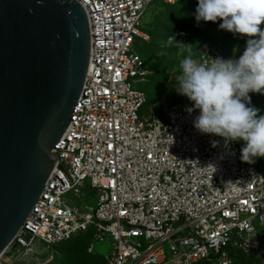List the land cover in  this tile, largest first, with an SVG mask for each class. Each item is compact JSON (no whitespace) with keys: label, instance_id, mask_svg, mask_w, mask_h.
<instances>
[{"label":"built area","instance_id":"2783aa9c","mask_svg":"<svg viewBox=\"0 0 264 264\" xmlns=\"http://www.w3.org/2000/svg\"><path fill=\"white\" fill-rule=\"evenodd\" d=\"M77 1L91 37L83 90L54 148L57 163L0 264L11 248L28 255L36 241L81 233L111 240L107 264H264V166L242 162V140L200 133L190 100L162 121L141 113L147 94L135 83L150 73L136 49L150 38L144 16L180 0ZM216 57L229 59L220 42L201 62ZM84 187L98 193L90 210L65 198Z\"/></svg>","mask_w":264,"mask_h":264},{"label":"water","instance_id":"95a60500","mask_svg":"<svg viewBox=\"0 0 264 264\" xmlns=\"http://www.w3.org/2000/svg\"><path fill=\"white\" fill-rule=\"evenodd\" d=\"M90 50L79 1L0 0V255L57 163Z\"/></svg>","mask_w":264,"mask_h":264},{"label":"clouds","instance_id":"9594fccd","mask_svg":"<svg viewBox=\"0 0 264 264\" xmlns=\"http://www.w3.org/2000/svg\"><path fill=\"white\" fill-rule=\"evenodd\" d=\"M223 22L220 29L247 36L238 59L211 58L199 62L190 54L179 61L175 89L193 102L187 111L199 110L193 121L202 134L222 137L226 143L244 141L242 162L254 164L264 157V115L250 106L249 93L264 94V0H198L196 20ZM182 35V34H180ZM186 44L169 36L162 47L185 49ZM164 53L162 52L161 55ZM213 147L217 141L211 142Z\"/></svg>","mask_w":264,"mask_h":264},{"label":"rangeland","instance_id":"374dc122","mask_svg":"<svg viewBox=\"0 0 264 264\" xmlns=\"http://www.w3.org/2000/svg\"><path fill=\"white\" fill-rule=\"evenodd\" d=\"M185 1L181 0L180 3L173 6L160 7L157 12L156 9H149L143 19L142 29L150 35V38H142L136 44V49L147 63L150 73L144 80L137 81L135 86L147 93L148 100L142 107L141 113L151 121H162L166 118L169 110L182 109L188 106L189 99L178 94L175 89V77L179 72V61L184 55L189 54V50L193 58L201 62L202 55L206 50L212 44L220 42L229 59H238L243 54L249 39L247 36L220 29L219 25L223 22L220 19L216 22H197L195 18L188 33L182 34L183 30L176 19L174 24L170 26L168 35H175L177 41L191 45H186L183 50L177 49L175 46H155L153 31L165 15L176 16L179 10L184 9L183 3ZM260 27L264 30V24H261ZM162 52L163 55H161ZM161 71H164L163 74ZM185 99L187 101H184ZM252 102L253 104L250 106L260 110L258 115H264V94L256 93ZM241 143L243 146L245 142L242 141ZM256 162L264 166V157L256 158ZM65 198L71 204H77L84 210H90L97 204L98 193L93 188L84 187L80 194L69 192ZM92 243H94V249L90 251L89 248ZM111 248L110 239L106 242H94L92 234H83L69 241L50 246L41 241H36L34 251L28 255H25L22 249L18 250L14 247L8 252L7 259H9L8 264H105V254H108Z\"/></svg>","mask_w":264,"mask_h":264},{"label":"trees","instance_id":"16d2710c","mask_svg":"<svg viewBox=\"0 0 264 264\" xmlns=\"http://www.w3.org/2000/svg\"><path fill=\"white\" fill-rule=\"evenodd\" d=\"M180 1H178L177 3H174V4L160 3L155 7L156 12H157V9L160 7L177 5L178 3H180ZM197 6H198V0H186L183 3L184 9L179 10L177 12L176 16H173L172 14L171 15H165L163 17L162 21L159 22V25L157 26V28L153 31V43H154V45L159 46L162 44V42H166L167 38L169 36H173L171 34L168 35V33H170V28H171L170 26H172L174 24V21L176 19H177L176 22L180 23L181 29L183 30L182 34H187L188 30L191 29L192 22L196 18ZM146 53L148 54V52H146ZM163 72L164 71H161V74H163ZM255 94L256 93L250 94L251 104H253L252 100H253ZM151 96H152V93H151ZM147 100H148V96H147ZM83 234L90 235L91 233H81V234L75 235L74 237L79 236V235H83ZM74 237H72L71 239H73ZM71 239H69V240H71ZM69 240H67V241H69ZM64 242H66V241H64ZM61 243H63V242H61ZM105 264H107L106 260H105ZM243 264H255V263H254V260L252 258H245V259L243 258Z\"/></svg>","mask_w":264,"mask_h":264}]
</instances>
